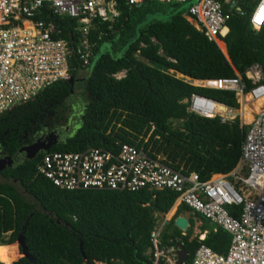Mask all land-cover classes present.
Returning <instances> with one entry per match:
<instances>
[{"label": "trees", "instance_id": "16d2710c", "mask_svg": "<svg viewBox=\"0 0 264 264\" xmlns=\"http://www.w3.org/2000/svg\"><path fill=\"white\" fill-rule=\"evenodd\" d=\"M254 1L244 0L240 6L247 14L232 15L228 21L225 47L209 41L187 20L192 1L180 5L145 0L129 7L118 0L119 17L98 21L91 32L90 40L97 44L91 65L74 74V81L87 74L82 126L45 153L117 151L127 143L145 147L175 170L197 173L202 182L236 171L248 127L240 118L230 123L201 118L189 113L186 104L198 94L239 109L235 94L193 86L178 75L197 81L234 78L235 70L244 75L256 63L264 71V26L256 31L250 23ZM164 15L169 18L146 23ZM62 23L60 37L68 40L70 31L78 40L77 22L64 18ZM123 72L125 77H114ZM244 80L248 90L253 88ZM71 98V84L58 82L3 114L2 148L14 156L26 141L43 137L42 132L57 133L69 122ZM45 153L0 172V246L13 245L23 235L30 255L13 264H153L155 214L169 213L179 196L172 191L61 190L37 172ZM229 210L234 214L236 209ZM186 211L188 207L179 205L177 216ZM201 219L202 230L209 232L204 241L191 240L192 219L185 236L173 219L161 236V248L182 243L189 253L186 264H193L202 245L227 254L231 235L222 229L214 232V226Z\"/></svg>", "mask_w": 264, "mask_h": 264}, {"label": "built area", "instance_id": "2783aa9c", "mask_svg": "<svg viewBox=\"0 0 264 264\" xmlns=\"http://www.w3.org/2000/svg\"><path fill=\"white\" fill-rule=\"evenodd\" d=\"M129 7L145 0H125ZM187 4L192 1L189 18L198 31L217 45L223 43L232 15H246L244 0H157ZM118 0H0V117L33 101L58 82H74L77 70L91 65L96 43L90 35L97 22L116 20ZM227 8V11L225 10ZM59 18L60 21L54 19ZM64 18L77 22L79 39L64 34ZM250 23L254 30L264 26V0H256ZM125 77V72L114 76ZM253 88H247L246 81ZM184 79V78H182ZM187 83L195 85L192 80ZM199 87L231 92L242 107L263 100L247 125L238 169L229 176L202 182L197 173H183L153 157L145 147L119 145L117 151L90 148L80 152H46L37 165L39 175L65 191H172L190 210L220 227L232 237L227 254L202 245L193 264H264V71L256 63L244 75L204 81ZM188 111L222 123L241 119L235 109L194 94L186 101ZM243 124V123H242ZM244 126V124H243ZM233 178L234 182L230 179ZM229 207H235L234 214ZM160 232L151 234L153 256L159 250Z\"/></svg>", "mask_w": 264, "mask_h": 264}, {"label": "rangeland", "instance_id": "374dc122", "mask_svg": "<svg viewBox=\"0 0 264 264\" xmlns=\"http://www.w3.org/2000/svg\"><path fill=\"white\" fill-rule=\"evenodd\" d=\"M167 18H169V17L166 15L158 16V17H151L150 19H148L146 21V23L150 22L152 19H159L160 20V19H167ZM120 54H121V52L118 55H120ZM171 73H173V72H171ZM86 75L87 74H84L83 76L79 77L77 79L76 84H75V94H74V96H72V98L69 101V105H70V112L68 114L69 122L64 127H62L60 130H58L57 133H52V135H55V134H61V133L65 132L66 138H62V140L60 139L59 143L65 141L67 138L73 137L76 134V132L82 126V116H83L82 114H83L84 106H85V102H86L85 82H84ZM178 77L181 78L179 75H178ZM248 104H249V106H251L250 108L252 109V104L249 102H248ZM241 110H242V107L240 108V112L238 111V113H241ZM253 116H255V115L253 114ZM241 120L243 123L242 115H241ZM249 124L250 123H247V124L245 123V126H247ZM175 125H176V123H175ZM43 137H41L40 139H42ZM48 146H49V144L45 143L43 147L39 148L40 152L45 153ZM24 151L25 152L23 153L22 158H24V159L34 158L33 153H34L35 149H28V150L24 149ZM176 208H177V206H175L172 209L173 211L162 216L161 224L164 221H169L170 219H172L173 214L176 211ZM189 211L194 213L192 210H189ZM197 223H199V222H197ZM198 233H199L198 228H195L194 236L198 235ZM15 245L17 246V250L19 253V258L17 261H19L22 258V256H25V254H24L25 247L22 243H19V241H17L15 243ZM173 258H174V256H172L171 259H172L173 263L175 264V258L176 257L174 259Z\"/></svg>", "mask_w": 264, "mask_h": 264}, {"label": "crops", "instance_id": "0c3cea01", "mask_svg": "<svg viewBox=\"0 0 264 264\" xmlns=\"http://www.w3.org/2000/svg\"><path fill=\"white\" fill-rule=\"evenodd\" d=\"M159 2V1H158ZM255 2H256V0L253 2V5H252V8H251V10L253 9V7H254V5H255ZM170 4V3H169ZM187 20L191 23V24H193L194 25V23L191 21V19L189 18V17H187ZM194 27H195V25H194ZM196 28V27H195ZM197 29V28H196ZM224 43V42H223ZM224 45H225V43H224ZM219 46V45H218ZM225 47H226V45H225ZM220 48V47H219ZM223 52V51H222ZM226 52H227V49H226ZM224 53V52H223ZM225 54V53H224ZM227 57H228V54H225ZM259 64V63H258ZM261 65V64H260ZM235 72H237V70H235ZM174 73V72H173ZM180 79H182V78H184V79H186V80H192L193 82H200V83H202V82H204V81H197V80H193V79H191V78H186V77H184V76H181L180 75ZM195 85H196V83H195ZM195 85H193V86H195ZM197 87H199V86H197ZM74 92H75V86H74ZM253 105V104H252ZM249 107H251V106H249ZM241 108V107H240ZM189 112V111H188ZM252 116H253V114H252ZM202 118V117H201ZM245 126V125H244ZM217 179V178H216ZM179 205H182L181 203H180V201L178 200L177 201V203L174 205V207L175 206H177V208H176V211H175V213L173 214V217H172V219H170L169 221H164V222H162V224H161V219H162V216L163 215H165V214H158V213H156L155 214V217L157 218V223H156V227H155V229L153 230V232H156V231H159L160 232V238H159V244H158V248H159V250L160 251H162L163 252V254H164V256L163 257H161L159 260H156L155 258H154V261H153V264H159L160 263V261H165V264H174L173 263V261H172V259H171V257L172 256H174V258H175V264H177V262H178V249L176 248V246L177 245H182L183 247H184V245L182 244V243H179V244H177L174 248H171V249H168V250H166V249H163V248H161V243H162V241H161V236H162V234H163V232H164V230H165V228H166V226H168V224L171 222V220H173L174 219V225H175V221H176V219L177 218H179V217H184V218H186L188 221H189V227H188V229H187V231L191 228V223H190V220L192 219L193 221H194V227H193V235H192V237H191V240H193V239H195V238H199V240L200 241H204L205 239H206V237H207V234L209 233L208 231H203L202 229V227H203V221H202V219H201V215L200 214H197V213H195L194 211V213H192V212H190V211H186V212H184V213H182V214H180L179 216H177V211H178V207H179ZM173 207V208H174ZM172 208V209H173ZM190 210V209H189ZM172 211V210H171ZM170 211V212H171ZM189 215V216H188ZM204 218V217H203ZM207 220V219H206ZM208 221V220H207ZM197 222H199V223H197ZM210 222V221H209ZM210 224L211 225H213L214 226V232H217L218 231V229H221L220 227H218V226H216L215 224H213V223H211L210 222ZM176 226V225H175ZM195 228H198V231H199V233H198V235H195L194 236V231H195ZM180 230V229H179ZM223 230V229H222ZM181 231V230H180ZM187 231H182L183 232V235L185 236L186 235V232ZM152 232V233H153ZM226 232V231H225ZM185 248V247H184ZM213 250V249H212ZM153 252H154V250H153ZM188 252V251H187ZM189 254V253H188ZM154 257V256H153ZM173 258V259H174ZM188 259H189V257H188ZM188 261V260H187ZM186 261V262H187ZM186 264V263H185Z\"/></svg>", "mask_w": 264, "mask_h": 264}, {"label": "water", "instance_id": "95a60500", "mask_svg": "<svg viewBox=\"0 0 264 264\" xmlns=\"http://www.w3.org/2000/svg\"><path fill=\"white\" fill-rule=\"evenodd\" d=\"M75 83H76V81L71 83V95L72 96L75 93L74 92ZM62 138H66L65 137V132H63L61 134L44 136L42 139H40L37 142V144L34 147H30L29 149H35V151L33 153V154H35L37 148L39 149L40 147H42L40 145V143L43 142V144H45V143L49 144V146L47 147V150H48L53 144H55L56 142H59L60 139L62 140ZM26 150H28V149H26ZM30 159H33V158H30ZM11 163H12V161L8 162V161L1 160L0 161V172L6 170L7 168L17 166V165H12ZM18 164H19V162H18ZM175 225L181 231H187V229L189 227V221L186 218H184V217H179V218L176 219ZM24 240L25 239H24L23 235H21L19 237V239H18L19 243H22L24 245V247H25V250H24L25 256H22V258H29L30 255H29L28 250H27V248L25 246V241ZM176 248L178 249V253H177L178 254V262H177V264H185L186 261L188 260V257H189V254H188L187 250L182 245H177Z\"/></svg>", "mask_w": 264, "mask_h": 264}, {"label": "bare ground", "instance_id": "6f19581e", "mask_svg": "<svg viewBox=\"0 0 264 264\" xmlns=\"http://www.w3.org/2000/svg\"><path fill=\"white\" fill-rule=\"evenodd\" d=\"M196 85H199L200 82H195ZM249 97L245 96L243 99L242 105V119L243 124L251 123L253 120L252 114L256 113L260 107L263 105V100L255 101L252 105V109L249 107ZM245 122V123H244ZM19 258V253L17 250V246L15 244L9 246H0V263L2 264H13Z\"/></svg>", "mask_w": 264, "mask_h": 264}, {"label": "flooded vegetation", "instance_id": "af4514ba", "mask_svg": "<svg viewBox=\"0 0 264 264\" xmlns=\"http://www.w3.org/2000/svg\"><path fill=\"white\" fill-rule=\"evenodd\" d=\"M75 94V93H74ZM74 96V95H73ZM56 133V132H55ZM61 133V132H60ZM42 135H44V136H48V135H52V133H49V132H42ZM41 136V135H40ZM39 139H40V137L38 138V139H36L35 141H33L32 143H29V141H26L27 143L24 145V146H22L20 149H19V151L14 155V156H9V151H7V150H4L3 148H2V146H1V142H0V161L1 160H4V161H12V165H17L18 164V162L20 163V162H22L23 160H25L24 158H22V156H23V153L25 152L24 151V149H29L30 147H34L36 144H37V142L39 141ZM40 145L43 147L44 146V144H43V142L42 143H40ZM40 150L37 148V150H36V153L34 154V157L35 156H39L40 155Z\"/></svg>", "mask_w": 264, "mask_h": 264}, {"label": "clouds", "instance_id": "9594fccd", "mask_svg": "<svg viewBox=\"0 0 264 264\" xmlns=\"http://www.w3.org/2000/svg\"><path fill=\"white\" fill-rule=\"evenodd\" d=\"M76 82H77V80H76ZM76 84V83H75Z\"/></svg>", "mask_w": 264, "mask_h": 264}]
</instances>
